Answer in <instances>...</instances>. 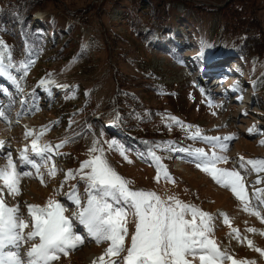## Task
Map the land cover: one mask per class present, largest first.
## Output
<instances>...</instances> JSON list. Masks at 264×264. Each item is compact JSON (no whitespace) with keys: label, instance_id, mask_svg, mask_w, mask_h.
<instances>
[{"label":"rangeland","instance_id":"374dc122","mask_svg":"<svg viewBox=\"0 0 264 264\" xmlns=\"http://www.w3.org/2000/svg\"><path fill=\"white\" fill-rule=\"evenodd\" d=\"M254 1L262 5V20L264 0ZM25 2L0 0V42L5 46L0 52L8 65L0 75V111L8 117L0 119L4 151L10 149L15 159L21 149L30 148L35 136H40L41 145L63 146L53 156L56 176H45L47 187L25 178L21 196L6 195L7 202L43 205L53 197L64 205L65 215H71L77 209L64 194L75 184L83 197L84 182L68 180L60 195L54 189H60L68 170L90 159L88 150L99 142L110 165L132 181V188L164 198L174 195L211 214L213 235L222 249L238 261L264 264V255L255 251L264 250V222L193 162L197 148L217 151L229 158L217 167L240 170L250 199L256 188L264 189V172L247 165L241 169L238 159H264V92L254 89L255 79L264 78V61L246 65L236 57L230 40L205 57L203 46L218 42V17L195 8L228 6L230 0H47L28 16L37 45L19 33L9 12ZM3 9L10 14L2 23ZM251 26L264 38V23ZM146 33L151 45L144 39ZM118 120L124 121L125 129ZM27 131L33 137L26 139ZM196 133L199 136L193 138ZM200 137H220L214 143L227 148L213 149ZM112 142L116 150H108ZM153 152L159 161L150 159ZM158 166L167 169L174 183L163 173L159 183L154 181ZM233 229L239 231V241L230 236ZM133 230L129 224V232ZM81 234L84 244L61 255L56 264H100L98 258L108 245H97L82 228Z\"/></svg>","mask_w":264,"mask_h":264},{"label":"snow or ice","instance_id":"6c2138e0","mask_svg":"<svg viewBox=\"0 0 264 264\" xmlns=\"http://www.w3.org/2000/svg\"><path fill=\"white\" fill-rule=\"evenodd\" d=\"M0 47H5L3 42ZM5 59L0 52V75L8 70ZM40 83L44 85L45 81ZM0 119H8L4 111H0ZM197 136L199 133L193 138ZM29 137H33L31 131L25 133V138ZM200 138L221 152L227 148L225 144L214 143L221 140L220 137ZM39 140L40 136L32 138L30 148L21 149L15 159L10 149L4 151L6 143L0 141V159L5 161L0 164V264H56L61 255L67 256L84 244L81 228L97 245H108L98 258L100 264H226L229 261L230 264H254L238 261L227 249L220 247L213 235L211 214L185 204L174 195L164 198L155 191L132 188V181L119 175L110 165L99 142H94L88 150L90 159L83 161L79 169L68 170L60 189H54V193L60 195L68 180L78 178L84 182L83 197L75 184L64 194L76 206L77 210L71 215H65L66 208L53 197L43 205L21 204L19 200L10 205L6 195L13 199L21 196L23 179H37L47 187L45 176L52 178L57 174L53 156L63 144L41 145ZM108 150H116L114 142L109 144ZM121 155L132 162L123 150ZM193 155L197 169L229 188L245 211L251 206V214L264 222L261 216L264 189L256 188L250 199L240 170L217 167L220 163H228L226 155L206 152L202 148L195 149ZM150 159L159 161L160 157L153 152ZM238 159L239 168L247 165L257 173L264 172V159ZM161 173L165 180L174 183L167 169L159 166L154 177L156 183L160 182ZM129 224L134 225L131 232ZM247 231L256 230L248 228ZM230 236L240 240L236 229ZM247 243L252 246L251 240ZM255 251L264 255V250L256 248Z\"/></svg>","mask_w":264,"mask_h":264},{"label":"trees","instance_id":"16d2710c","mask_svg":"<svg viewBox=\"0 0 264 264\" xmlns=\"http://www.w3.org/2000/svg\"><path fill=\"white\" fill-rule=\"evenodd\" d=\"M46 1L47 0H26L25 4H21L18 10H9V12L14 14L12 20L15 24V28H17L20 34L24 35L30 45H37L38 41L35 39L37 36L34 35L33 28L32 32H29L28 16L37 10L39 6L44 5ZM142 1L147 2V0H140V2ZM163 1L165 3L167 0H162V2ZM136 2H138V0H136ZM148 4L152 6L154 5L150 2ZM195 8H202L207 9L209 12H215L218 17L216 25V32L219 35L218 42L209 48L203 46V49H205V57L216 54L219 50L218 45L220 42L223 40H230L232 43L231 48L235 50L236 57L240 58L246 65L251 64L253 61H264V38L260 39V37H258L262 35L261 30L257 32L258 30H256V26H251L254 22L264 23V17L262 18V21L259 16V12L262 9V5L259 2L254 0L251 2H248V0H230L228 6L213 7L210 5L206 7L196 6ZM4 11L6 10L3 9V14L1 15L2 23L8 17V14H10H5ZM191 25H193L192 22ZM148 30L152 31L153 29L148 28ZM148 33L145 34L144 39L149 45H151L153 43L151 42L152 37H149ZM155 44L159 47L160 45H165V43L162 44L159 42H155ZM254 89L255 92H264V78L262 76L255 79ZM99 119L103 120L102 117ZM89 120H91V118H89ZM118 122L121 125L124 121L118 120ZM120 127L122 129L126 128L122 125ZM132 138L135 139V137ZM137 140L139 139L137 138ZM129 143L130 142L127 141L125 144L129 145Z\"/></svg>","mask_w":264,"mask_h":264},{"label":"bare ground","instance_id":"6f19581e","mask_svg":"<svg viewBox=\"0 0 264 264\" xmlns=\"http://www.w3.org/2000/svg\"><path fill=\"white\" fill-rule=\"evenodd\" d=\"M3 137H4V134H3ZM3 137H0V141H3L4 140V138ZM3 138V139H2ZM3 142H6V139H5V141H3ZM7 149V147L5 148V150Z\"/></svg>","mask_w":264,"mask_h":264}]
</instances>
